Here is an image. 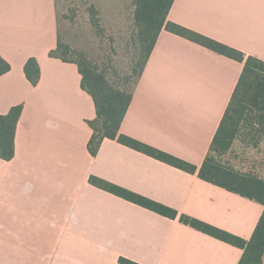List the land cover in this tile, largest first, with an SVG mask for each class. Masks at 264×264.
<instances>
[{
	"label": "crops",
	"instance_id": "obj_1",
	"mask_svg": "<svg viewBox=\"0 0 264 264\" xmlns=\"http://www.w3.org/2000/svg\"><path fill=\"white\" fill-rule=\"evenodd\" d=\"M57 4L0 0V56L10 66L0 76V114L23 107L14 156L0 159V264H119V258L137 264H238L241 249L182 224L179 217L249 240L261 204L116 140L104 139L91 156L93 100L81 88L77 65L53 54L58 42L86 45L88 28L80 39L78 29L63 27ZM168 20L264 61V0H174ZM30 58L40 71L35 86L24 74ZM243 65L161 30L120 133L198 169ZM256 138L257 146L235 139L230 151L264 155V137ZM243 167L264 180L263 165ZM91 177L178 216L170 219L117 197L90 184Z\"/></svg>",
	"mask_w": 264,
	"mask_h": 264
},
{
	"label": "trees",
	"instance_id": "obj_2",
	"mask_svg": "<svg viewBox=\"0 0 264 264\" xmlns=\"http://www.w3.org/2000/svg\"><path fill=\"white\" fill-rule=\"evenodd\" d=\"M174 0H134L133 20L138 37V61L134 71L139 80L144 66L152 52L161 30L179 36L222 56L244 62L242 72L222 116L209 150L201 166L194 165L154 147L120 133V126L132 99L131 89L116 88L105 77L92 68L82 55L76 61L68 60L69 48L58 42L55 54L62 61L74 62L81 74V88L93 100L96 117L88 122L91 129L87 149L95 156L104 139L141 152L160 162L166 163L190 174L197 172L198 177L228 192L255 201L264 207V180L255 172H243L223 163L220 159L226 155L235 139L252 146L258 145L256 137H264V61L254 57H245L240 51L214 39L197 33L168 20ZM10 70L9 64L0 56V76ZM24 74L31 85L39 80V66L34 58L24 65ZM22 105H17L5 115L0 114V159L9 161L14 156V137ZM90 184L117 197L153 211L161 216L175 219L178 213L164 205L148 200L135 193L124 190L101 179L91 177ZM180 222L219 241L225 242L243 251L238 264H262L264 254V210L249 240L234 236L187 215H180ZM119 264H137L124 258Z\"/></svg>",
	"mask_w": 264,
	"mask_h": 264
},
{
	"label": "rangeland",
	"instance_id": "obj_3",
	"mask_svg": "<svg viewBox=\"0 0 264 264\" xmlns=\"http://www.w3.org/2000/svg\"><path fill=\"white\" fill-rule=\"evenodd\" d=\"M57 5L59 22H62L63 27L69 24L71 28L78 29L80 39L81 30L88 28V31L84 30V34L89 36V42H83L86 45L70 48L62 42L71 52L66 58L76 61L82 55L92 68L105 75L116 88L131 89L138 80L134 73L139 50L133 20L134 0H58ZM97 6L100 10H97ZM65 36L66 32L63 38ZM78 43L80 45L81 40ZM220 160L237 170L244 168V165L264 166L263 154L256 157L255 153L235 149Z\"/></svg>",
	"mask_w": 264,
	"mask_h": 264
}]
</instances>
